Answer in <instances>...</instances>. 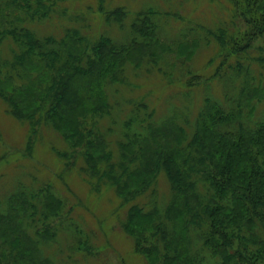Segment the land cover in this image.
I'll return each instance as SVG.
<instances>
[{
  "label": "trees",
  "instance_id": "16d2710c",
  "mask_svg": "<svg viewBox=\"0 0 264 264\" xmlns=\"http://www.w3.org/2000/svg\"><path fill=\"white\" fill-rule=\"evenodd\" d=\"M59 1L0 0V100L8 114L56 127L83 172L113 189L127 206L121 228L145 264H264V55L252 54L264 53V0H223L226 24L194 22L180 35L188 44L175 56L188 60L194 45L215 43L223 57L210 79L219 91L204 84L194 114L184 105L181 114L172 106L156 117L142 102L123 119L107 90L125 81L128 67L137 73L151 64L167 84L177 80L158 34L161 14L177 15L153 3L131 14L115 7L103 19L124 31L132 16L123 40L90 39ZM161 174L165 196L156 192ZM11 184L0 199V264H75L86 242L73 220L60 219L65 201L48 183L14 176ZM60 233L66 263L48 253L63 248Z\"/></svg>",
  "mask_w": 264,
  "mask_h": 264
},
{
  "label": "rangeland",
  "instance_id": "374dc122",
  "mask_svg": "<svg viewBox=\"0 0 264 264\" xmlns=\"http://www.w3.org/2000/svg\"><path fill=\"white\" fill-rule=\"evenodd\" d=\"M146 3L156 4L151 6L177 15L176 18H165L161 14V29L158 33L169 48L166 54L172 61L171 67L173 66L170 73L177 80L167 84L157 68L148 70L151 64L144 63L137 73L128 67L125 81L107 90L108 100L110 103H119L120 107L116 106L115 110H123L122 119L130 108L142 102L154 111L156 117L171 114L172 106L173 110L181 114L184 105L190 108L192 106L194 114L202 102L204 90L201 87L204 84L210 85L213 95L219 91L217 82L210 79L223 57L217 55L219 49L215 43L207 47L194 45L188 60L184 58L185 54L175 56L181 45L188 44L186 41L179 43L184 40L180 35L185 34V27L194 22L202 25L216 23L219 26L221 22L226 24L225 20L229 18L226 11L230 5H226L223 0H61L59 8L66 9L69 17L74 18L69 24L82 29L89 28L90 34H84V30L81 32L90 39L107 34L119 41L123 40L122 36L132 21L130 14L144 4L148 6ZM119 6L126 7L130 13L124 21V31L115 25H106L103 19L106 11ZM224 27L233 30L230 25ZM252 54L264 55L260 50H253ZM192 77L194 79L188 85L190 88L186 89L187 80ZM199 83L202 84L198 86ZM180 92L189 94L180 96ZM100 124V129H104L107 122ZM112 137L113 134L108 139L112 141L115 152L116 139ZM83 162L56 127L43 123L29 125L20 122L8 114L5 103L0 100V199L12 185L14 176L20 177L27 184L32 183L33 186L48 183L56 195L65 201L66 208L60 219L73 220L81 229L80 236L86 242L73 255L75 264H145L143 257L133 251L132 240L121 228L127 206H120V200L112 188L100 183L97 186L98 181L83 172L86 168ZM156 184V192L162 196L167 195L168 185L162 174L157 177ZM60 239L63 248L55 251L54 246L48 253H55L58 261L63 260L66 263L65 256L69 252L63 242L65 239L62 238V233Z\"/></svg>",
  "mask_w": 264,
  "mask_h": 264
}]
</instances>
